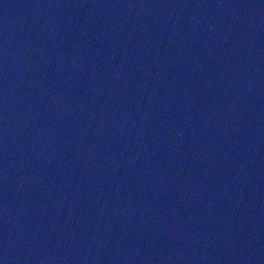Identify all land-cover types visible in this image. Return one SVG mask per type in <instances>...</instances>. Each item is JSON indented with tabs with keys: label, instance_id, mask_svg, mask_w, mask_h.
Here are the masks:
<instances>
[{
	"label": "water",
	"instance_id": "water-1",
	"mask_svg": "<svg viewBox=\"0 0 264 264\" xmlns=\"http://www.w3.org/2000/svg\"><path fill=\"white\" fill-rule=\"evenodd\" d=\"M0 264H264V0H0Z\"/></svg>",
	"mask_w": 264,
	"mask_h": 264
}]
</instances>
